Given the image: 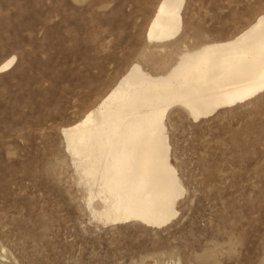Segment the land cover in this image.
Segmentation results:
<instances>
[{"label": "rangeland", "instance_id": "obj_1", "mask_svg": "<svg viewBox=\"0 0 264 264\" xmlns=\"http://www.w3.org/2000/svg\"><path fill=\"white\" fill-rule=\"evenodd\" d=\"M160 2L0 0V67L15 58L0 71V264H264V91L198 120L169 110L185 193L166 225L107 224L87 204L63 129L133 64L158 74L156 58L264 14V0H186L179 36L151 42Z\"/></svg>", "mask_w": 264, "mask_h": 264}, {"label": "bare ground", "instance_id": "obj_2", "mask_svg": "<svg viewBox=\"0 0 264 264\" xmlns=\"http://www.w3.org/2000/svg\"><path fill=\"white\" fill-rule=\"evenodd\" d=\"M185 1L161 0L148 32L151 42L179 36ZM200 40L173 63L156 58L158 74L133 64L94 109L63 129L88 187V206L96 199L101 204L94 208L100 221L162 227L177 215L185 187L172 163L166 118L173 106L183 105L198 120L264 91V14L232 39Z\"/></svg>", "mask_w": 264, "mask_h": 264}]
</instances>
